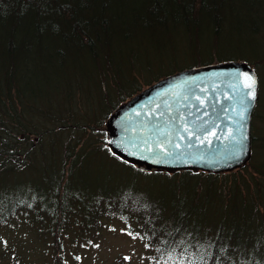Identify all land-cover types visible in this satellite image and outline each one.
<instances>
[{"label":"trees","instance_id":"trees-1","mask_svg":"<svg viewBox=\"0 0 264 264\" xmlns=\"http://www.w3.org/2000/svg\"><path fill=\"white\" fill-rule=\"evenodd\" d=\"M238 8L264 23V0H0V225L30 217L60 229L75 212L99 226L102 217H117L158 264H264V161L255 156L264 138L257 143L259 135H252L251 159L228 172L147 171L107 147L96 116L107 107L87 105V113H78L79 90L83 101L90 93L62 79L71 67L89 65L96 94L102 97L99 85L108 74L122 89L124 77H117L114 66L125 58L129 79L148 71L149 65L130 60L140 54L135 44L147 54L146 42L161 46L164 36L185 34L198 24L200 32L219 37ZM252 19L247 13L242 21L250 25ZM148 77L155 79L147 86L163 76ZM258 108L259 102L254 122ZM91 152L160 178L169 190L162 200L128 189L100 194L87 206L69 187L74 169ZM26 174L46 181V197L29 199L27 192L7 186Z\"/></svg>","mask_w":264,"mask_h":264},{"label":"rangeland","instance_id":"rangeland-1","mask_svg":"<svg viewBox=\"0 0 264 264\" xmlns=\"http://www.w3.org/2000/svg\"><path fill=\"white\" fill-rule=\"evenodd\" d=\"M247 13L254 17L250 25L242 21ZM229 17V22L227 21L219 37L212 31L208 34L200 32L203 25L198 24L191 26L185 34L172 32L164 36L161 46H158L156 41L146 42L147 54L141 49L143 46L135 44L134 47L140 54L130 60L136 66L149 65L147 73L136 77V81L129 79L127 67L130 70V64H126L129 59L125 58L124 62L114 66L117 77H124L123 88L118 89L115 76L108 74L105 76L106 80L99 85L102 97L95 93L98 86L93 88L89 65L71 67L62 74L64 84L72 82V86L77 87V83H80L84 92L90 93V98H86L84 102V93L79 90L74 108L83 114L82 111L87 113L85 109L87 105L107 107L96 115L99 122H102L100 128L105 130L110 114L148 87L147 80L155 79L148 77V74L164 77L167 73H173V70L207 65L205 62L214 64L243 60L254 66L263 82V85L260 82L259 110L255 122L252 123L255 129L252 135H259L258 143L264 138V62L259 61L264 59V23L248 9H235ZM54 76L56 77V74ZM139 85L142 89L131 96ZM129 95L131 97H128ZM124 98L125 101H122ZM108 104L114 108L109 110ZM96 138L102 139L104 136L97 135ZM263 144L264 141L255 152V156L261 161H264V148H261ZM72 178L73 183L69 190L82 195L87 206L100 194H120L128 189L143 197L162 200V195L169 190L167 184L160 178H148L116 157L97 152H91L85 162L74 169ZM44 182L46 181L42 177L34 179L33 176L26 174L14 183L7 182V186L23 190L28 193L29 199H33L34 195L39 198L48 194ZM82 217L83 212L73 213L71 219L60 229H53L48 219L37 223L30 217L25 220L15 218L8 224L0 225V264H158L145 242L140 237L132 235L119 218L102 217L99 226L91 221L86 223Z\"/></svg>","mask_w":264,"mask_h":264},{"label":"water","instance_id":"water-1","mask_svg":"<svg viewBox=\"0 0 264 264\" xmlns=\"http://www.w3.org/2000/svg\"><path fill=\"white\" fill-rule=\"evenodd\" d=\"M251 78V79H249ZM254 85V100L244 111L242 85ZM259 79L245 61L191 67L143 89L109 117L108 145L143 169L228 172L245 165L252 152V118ZM243 123L244 128H239ZM246 135V151L236 141ZM171 141V143H169Z\"/></svg>","mask_w":264,"mask_h":264},{"label":"snow or ice","instance_id":"snow-or-ice-1","mask_svg":"<svg viewBox=\"0 0 264 264\" xmlns=\"http://www.w3.org/2000/svg\"><path fill=\"white\" fill-rule=\"evenodd\" d=\"M249 79H251V78H249ZM241 95L243 97V101H242L243 109H242L241 113H238V115L240 116V120L243 121V120H245V116L243 113L248 107H250V101L248 100V98L251 97L254 100V85L251 83L247 84V85H242ZM244 127H245V125L243 123L239 124V128H244ZM245 140H246V135H244L243 133H240V139H239V141H236L237 155L246 151ZM169 143H171V141H169Z\"/></svg>","mask_w":264,"mask_h":264}]
</instances>
